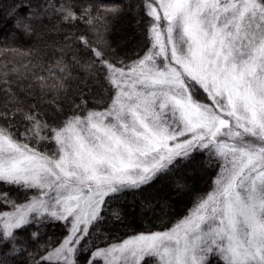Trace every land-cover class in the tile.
<instances>
[{"label":"snow or ice","instance_id":"obj_1","mask_svg":"<svg viewBox=\"0 0 264 264\" xmlns=\"http://www.w3.org/2000/svg\"><path fill=\"white\" fill-rule=\"evenodd\" d=\"M0 264H264V0H0Z\"/></svg>","mask_w":264,"mask_h":264}]
</instances>
